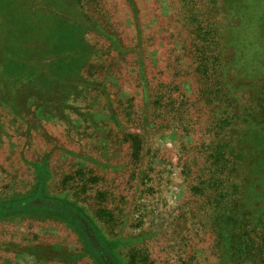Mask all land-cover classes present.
<instances>
[{
    "label": "rangeland",
    "instance_id": "1",
    "mask_svg": "<svg viewBox=\"0 0 264 264\" xmlns=\"http://www.w3.org/2000/svg\"><path fill=\"white\" fill-rule=\"evenodd\" d=\"M211 5L212 0H0L2 59L4 50L9 51L14 45L1 39L7 30L18 35L26 23L31 25L26 29L34 30L36 55L48 49L53 54L67 55L74 65L100 64L104 68L103 76L112 62L109 55H102V40L89 36L86 38L89 48L77 51L73 37L67 34L68 26L60 27V23L66 24L76 16L86 19L83 24L87 28L115 32L125 43L137 44L142 50L141 62L145 64L142 72L130 64L122 66L117 77L110 79L104 96L90 94L61 100L38 93L34 98L29 88H14L22 82L17 73L0 67V125L7 126L9 131H25L27 125L31 131L28 123L35 121L46 132L43 139L37 136L32 140V145L46 149L38 162L50 154L47 164L50 192L58 193L57 181L78 165L91 169L88 176L101 177L93 184L94 189H108L111 201L105 205L111 209L118 207L113 209L115 221L107 235H119L125 241L126 245L119 251L128 264H259L253 257L237 255L239 246L230 239L234 237L235 227L227 224L223 229L211 219L212 200H205V196L209 193L213 196L212 190L205 196L193 193L198 176L209 174L203 156L206 151L199 147L220 142L224 135L225 139L241 135L244 142L241 151H237V182L231 186L233 189L226 190V184L216 193L224 192L234 200L238 192H245L240 197L241 208L233 205L231 213L237 218L242 216L249 226L257 227L264 222V131L260 132L259 125L246 127L247 119L264 120V29L256 30L242 17L232 31L222 30L226 40L215 54L223 58L205 79L195 71L203 63L195 52V44L203 41L205 32L201 28L206 26ZM251 5L259 10L252 2ZM255 8L248 12L253 15ZM19 46L22 47L21 43ZM225 60L227 63L221 65ZM145 80L150 89L156 81L161 85L147 96L142 94ZM218 87L222 95L212 93ZM207 93H212L214 98L208 105L204 104ZM110 96L121 101L137 97L139 106H133L131 112L130 106H122V102L108 101ZM60 100L64 105H60ZM36 101L48 106L50 115L44 120L30 107ZM60 106L69 108L65 117L60 114ZM70 109L74 112H69ZM84 111L87 115L82 117L75 113ZM115 114L124 116L129 127L143 136L140 165L135 166L130 160L127 145L120 144V128H112L108 136L96 128L113 125ZM236 116L242 117L240 122L229 128L232 130L224 129L225 123ZM69 125L80 127L69 129ZM220 128L224 129L222 133ZM30 135L20 133L19 137ZM11 136L15 135L11 133ZM63 144L72 148V152L95 157L96 167L59 152ZM4 150H0V193L24 188L33 178L32 170L20 163L22 152L17 147ZM76 177L73 186L83 179ZM78 190V187L69 188L67 194ZM208 200L210 208L206 204ZM92 202L89 199L81 206L93 212L99 204ZM35 203L31 202L24 211ZM16 208H20V203L0 204V264H97L74 226L59 218L29 215L2 220L3 214L15 213ZM66 221L71 222L72 218ZM259 245L264 249V242ZM255 246L248 243L246 249L253 254ZM105 262L111 264L108 259Z\"/></svg>",
    "mask_w": 264,
    "mask_h": 264
},
{
    "label": "trees",
    "instance_id": "2",
    "mask_svg": "<svg viewBox=\"0 0 264 264\" xmlns=\"http://www.w3.org/2000/svg\"><path fill=\"white\" fill-rule=\"evenodd\" d=\"M251 2L259 10L255 7L252 8ZM241 6L243 7L240 9ZM254 8V14L251 15V12L248 11H251ZM242 17H245L246 19H244V21L252 25L256 30L264 29V6L262 5V1L212 0V5L209 9V16L205 20L207 22L206 26L201 28V30L204 29L205 32L201 38L203 41L202 43L195 44V47L197 48V51L195 52L197 55L201 56V60L203 61L201 65L202 68L198 65L195 67V71H198L202 77H205V79L207 78L206 74L211 71V68L217 67L218 62L220 63L223 58V56H220L221 54H215L218 47H223L224 41L226 40V37L221 34L222 30L229 29L232 31L235 24L239 22ZM68 20L66 21V24L60 23V27L64 28L65 26H68L67 34L73 37L75 42L73 44L76 46V50L79 51L83 50V48H89V45L86 43L87 37L91 36L93 39L99 38V40H102L101 44L104 46L102 55L105 56V54H107L110 56L112 67L110 69L107 68L102 76L101 74L102 71H104V68L100 66V64L95 66L94 64H88L85 62L83 66L74 65L71 64L70 60H67V55H62V53L53 54L48 49L47 51L36 55L34 53V48L38 46V44L34 42L37 41L33 38L34 30L33 28L26 29L27 26L31 25L27 24L26 26L25 23L23 28H20L18 32L19 34H16L17 36L13 35L14 33L10 32V30H7L8 33L1 39L14 45L9 51L4 50L3 59L0 52V67H3L1 69L6 71L8 68H11V70L17 73L18 77L21 78V85L18 86L15 84L17 86L14 88H29V93L32 94L34 98H36L38 93V96L43 93L51 95L54 98L56 97L57 99L61 98V100L64 98L68 100L72 96L81 98L83 95L88 96L90 94H94V96H104V90L109 88L110 79L112 77H117L122 66L130 64L142 72V65L144 64V62H141L143 57L140 52L142 50L138 48L137 44H127L117 33L110 32L107 29L105 30L102 28L97 31L96 27L92 29L87 28L86 25L83 24V22H86V19L83 17L76 16V19H71V21ZM50 29L53 30V26ZM136 34H138L139 40V32L136 31ZM19 43H21L23 48L19 46ZM213 52L214 55L211 54ZM47 53H50V55H47ZM229 57L231 58V56ZM144 60L146 59L144 58ZM225 63H227V60L222 62L221 65H225ZM70 70L72 71L70 72ZM145 74L147 73L145 72ZM158 82L159 81H156L151 89L147 88L148 82H146V89L145 91H142V94L149 96L152 91L156 90L155 88L160 87L161 83L157 84ZM174 87L176 88V86ZM224 87L226 88V85ZM219 92L222 95L223 91L220 87L216 88L212 93L216 94ZM212 93L206 94L207 98L204 99V104L208 105L213 102L214 98ZM109 94L115 96L114 93L110 92ZM185 98L189 100L190 96L185 95ZM61 100L60 105H64ZM116 100L122 102V106H130L131 112L134 111L133 106H139L136 102L138 99L134 96L122 101L119 98L112 99L110 96L108 101H112L111 103H113ZM145 105L146 102H144L142 106L144 107ZM30 107L34 108V113L38 115L37 117L39 119L44 120L50 115L47 110L48 106H41V104H37V101L35 106ZM60 107H62V109L60 108V114L65 117L64 113L69 108L66 106L65 108H63V106ZM28 109L30 110V108ZM124 110L128 111L125 107ZM69 112H74V110L70 109ZM75 113L81 117L87 115L86 111H84L83 114H81V112ZM115 116L116 120L113 122V125L108 123L102 126H96V128H98L100 134L104 133L106 136L113 132L112 128H120L122 131L120 144L127 145L130 160L135 162V166L140 165L141 163H138L143 157V136L135 130L134 127H129V121L124 119V116H118V114H115ZM240 119L236 116L234 120L225 123L224 129H229L231 126L233 129V124L236 125L237 122H240ZM29 123L32 124L30 125ZM29 123L28 126H32V132L28 129L27 125L25 126V131H21L20 129L9 131L7 126L0 125V150L3 148L5 149L4 151H12L13 147H17V150L22 152L20 163L24 167L27 166L32 170L33 177L32 181L28 184L26 183L27 185H25L24 188H14L13 190H5L0 193V204L6 205L11 202H15V204L20 203V208H16L15 213L3 214L2 220L13 217H30L29 215L50 216L54 219L59 218L61 221L69 224V226H74L73 228L77 230L81 237H83L84 243L87 244L86 251H89V253L96 258L97 264H105L106 259H108L111 264H128L127 261H124L121 257L119 251L122 246L126 245L125 241H123L119 235H107L108 232L113 229L111 223L115 221L114 210L118 207H113V210L105 205V203L107 204L111 201V199L109 200L111 193L108 189H105L104 187H96L94 189L93 184H96L98 179L101 180V177L96 175L88 176L87 172H90L91 169L85 170V166L78 165L73 171L64 175L59 181H57L56 188L58 193L54 194L50 192L49 182L51 181V175L49 174L47 167L50 154L46 155L41 162H38L37 160L43 155L42 153L46 149L42 148L39 150V146L34 147L32 145V140L37 136L43 139L46 132L41 130L42 128L37 122L29 121ZM246 124V127L259 125V128L261 129L260 132L263 133L264 131V120L252 122L247 119ZM79 127L80 126H76L75 128V126L69 125V129H79ZM224 129L220 128L219 133H222ZM11 133L15 135L14 138L11 136ZM20 133L26 135L27 133H30L31 135L27 136V138H20ZM49 138H51V136H49ZM219 139L220 142H214L212 145L206 144L204 147H199L200 150L204 149L206 151L203 156H205L204 161L208 163V173L210 176L209 174L205 177L198 176L200 178L198 184L194 185L195 190H193V193H195V195L203 194V196H205L209 190H212L213 196H211V193L205 196V200L210 198V200H212L211 219L220 224L223 229L227 228V224L236 228L234 237H230V239H234L239 246L238 254L235 253L234 255L237 254L238 256H241L242 254H245L247 255L245 257H250V259L254 258L257 263L264 264V249L259 245L264 242V222L257 227L249 226L242 216H238L239 218H237V216L231 213V207L233 205V208H241L240 197L241 195H244L245 192H238L234 195V200L227 198L224 192L218 191L216 193V190L223 189L226 184H228L229 187H227L226 190L233 189L231 186L235 185V182H237L235 176L237 160L239 159V153L237 151H239V149L241 151L244 138L240 135L239 138L234 137L232 139H225L224 135ZM31 145L33 147H31ZM58 150L59 152L66 153L70 157L79 159L78 161H85V163H90L91 166L93 165L96 167V161L98 160L91 155L84 156L80 155L81 153L79 152H72V148H69L64 144ZM228 165L230 166L229 169L227 168ZM76 176H82L83 179L77 184V186H73L72 183L77 179ZM127 183L128 182L125 184ZM76 187L79 189L77 192L69 195L67 194L69 188ZM114 198L119 197L114 196ZM89 199L93 201L92 203L99 204L97 209H94L95 211L93 210V212L90 213L81 206V204L86 205V202ZM210 200L206 201L207 207L209 208ZM22 202H26V205L22 204ZM31 202L36 203L32 208L24 211V208L28 207ZM58 206L61 207L58 208ZM68 217L72 218L71 222L66 221ZM82 223H84L85 226H83ZM218 234L220 233L218 232ZM86 235L88 237H86ZM248 243L257 244V246L252 247L255 253L253 252V254H251V252L249 253L247 251L246 248Z\"/></svg>",
    "mask_w": 264,
    "mask_h": 264
}]
</instances>
